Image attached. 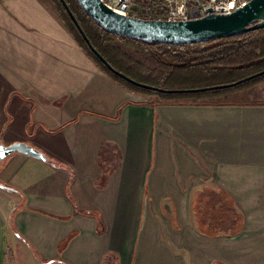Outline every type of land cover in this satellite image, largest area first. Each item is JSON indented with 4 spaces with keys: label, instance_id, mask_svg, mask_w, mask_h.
Returning a JSON list of instances; mask_svg holds the SVG:
<instances>
[{
    "label": "crops",
    "instance_id": "obj_1",
    "mask_svg": "<svg viewBox=\"0 0 264 264\" xmlns=\"http://www.w3.org/2000/svg\"><path fill=\"white\" fill-rule=\"evenodd\" d=\"M0 137L53 160L0 165V264H264V99L145 97L0 0Z\"/></svg>",
    "mask_w": 264,
    "mask_h": 264
},
{
    "label": "trees",
    "instance_id": "obj_2",
    "mask_svg": "<svg viewBox=\"0 0 264 264\" xmlns=\"http://www.w3.org/2000/svg\"><path fill=\"white\" fill-rule=\"evenodd\" d=\"M58 4L59 13L65 17L68 29L77 39L80 46L99 64L102 70L116 82L125 85L131 89L142 90L147 93L159 95L164 102L170 103H194L189 99L201 98L211 91L198 93H161L145 88L135 86L120 76L112 73L92 52L87 42L83 38L79 29L71 19L66 8L60 0H55ZM71 10L75 14L82 28L91 40L94 47L119 71L132 77L129 73L132 70L133 64L140 67L139 62H135L134 58L127 60L115 59L119 51V42L129 41L136 45V47L145 53L151 60L156 61L160 66L167 69L169 78L172 75L177 77L193 76H208L214 73L227 72H248L254 73L253 69L258 71L264 70V28L247 32L235 37H229L219 40H211L208 42L185 44V45H171L162 43H151L135 38L124 37L119 34L110 32L100 26L93 20L80 6L78 0H66ZM84 14V18L78 13L74 7V3ZM125 57V53H123ZM135 62V63H134ZM251 71V72H249ZM133 73V72H132ZM135 79L134 77H132ZM136 80V79H135ZM264 80V74L254 78L248 82L239 84L235 88L244 86L250 83H257ZM222 90H213V92ZM185 100V101H181ZM50 162H53L52 158ZM2 182V180H0ZM5 184V183H4Z\"/></svg>",
    "mask_w": 264,
    "mask_h": 264
},
{
    "label": "water",
    "instance_id": "obj_3",
    "mask_svg": "<svg viewBox=\"0 0 264 264\" xmlns=\"http://www.w3.org/2000/svg\"><path fill=\"white\" fill-rule=\"evenodd\" d=\"M60 1L96 57L112 73L135 86L161 93H198L231 88L264 74V70H262L230 84L194 89H164L139 82L116 69L94 47L66 0ZM78 2L83 10L106 30L124 37L151 43L171 45L194 44L235 37L264 28V0H250L246 5L230 13H216L213 8H207L205 15L190 19L141 18L122 15L111 9L103 0H78ZM16 153L45 162H50L51 160L44 151L28 142L16 141L11 144H5L0 137V165L5 159Z\"/></svg>",
    "mask_w": 264,
    "mask_h": 264
},
{
    "label": "rangeland",
    "instance_id": "obj_4",
    "mask_svg": "<svg viewBox=\"0 0 264 264\" xmlns=\"http://www.w3.org/2000/svg\"><path fill=\"white\" fill-rule=\"evenodd\" d=\"M44 3L52 9L65 23L66 19L58 11V4L55 0H42ZM74 3V2H73ZM210 3V0H134L133 13L137 17L147 18L159 15L163 13L164 9L171 6L184 7L185 9H191L194 7H204ZM74 7L77 9L78 13L81 14V17L84 18V14L81 13L80 9L77 7V4L74 3ZM164 7V9L162 8ZM147 8L157 13L156 15H151L146 13ZM154 13V14H155ZM67 23V22H66ZM65 23V24H66ZM119 51L120 53L116 54L115 59L117 60H127L128 58H134L135 62H139L140 67H136L133 64L131 73L137 81L158 86L164 89H194V88H203L214 85H223L230 84L235 81L241 80L247 76H250L254 73L259 72L257 69H253L255 72L248 74V72H231V73H214L205 77L202 76H193V78L188 77H177V75H172L169 78V73L166 68L160 66L156 61L151 60L145 53L139 50L136 45L132 42L125 41L119 42ZM125 53V57L123 56ZM134 62V63H135ZM133 72V73H132ZM251 72V71H249ZM238 86V85H237ZM131 89V88H130ZM140 92L141 95L145 97H155V99H160L159 95L153 93H147L145 91L135 90ZM222 90L216 92L213 90L210 93L205 94L201 98L189 99L194 103H210V102H229L232 100H254L255 98L264 99V80L257 83H250L244 86L235 88H225L218 89ZM254 93H257L256 95ZM256 96V97H255ZM161 100V99H160ZM185 101V100H181ZM190 104V103H189Z\"/></svg>",
    "mask_w": 264,
    "mask_h": 264
},
{
    "label": "built area",
    "instance_id": "obj_5",
    "mask_svg": "<svg viewBox=\"0 0 264 264\" xmlns=\"http://www.w3.org/2000/svg\"><path fill=\"white\" fill-rule=\"evenodd\" d=\"M114 11L122 15H131L137 17L132 11L134 0H103ZM250 0H210V3L204 7H194L185 9L184 7L171 6L164 9L163 13L156 15L154 11L147 8L146 13L156 15L147 18H161V19H190L193 17L203 16L206 14L207 8H213L216 13H230L233 10L246 5ZM155 13V14H154Z\"/></svg>",
    "mask_w": 264,
    "mask_h": 264
}]
</instances>
